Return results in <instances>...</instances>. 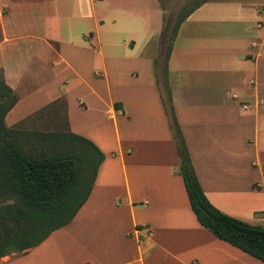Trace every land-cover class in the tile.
<instances>
[{
  "label": "crops",
  "instance_id": "crops-1",
  "mask_svg": "<svg viewBox=\"0 0 264 264\" xmlns=\"http://www.w3.org/2000/svg\"><path fill=\"white\" fill-rule=\"evenodd\" d=\"M263 51L264 0H0L4 127L103 156L72 220L0 264H263L196 222L168 113L209 204L264 227Z\"/></svg>",
  "mask_w": 264,
  "mask_h": 264
},
{
  "label": "trees",
  "instance_id": "trees-1",
  "mask_svg": "<svg viewBox=\"0 0 264 264\" xmlns=\"http://www.w3.org/2000/svg\"><path fill=\"white\" fill-rule=\"evenodd\" d=\"M177 24L165 25L168 39ZM14 98L0 80V258L21 255L66 226L84 203L103 156L87 140L67 132H30L21 136L3 125ZM170 125L190 211L200 227L217 240L264 264V227L252 226L216 210L195 178L180 131L171 113Z\"/></svg>",
  "mask_w": 264,
  "mask_h": 264
},
{
  "label": "rangeland",
  "instance_id": "rangeland-1",
  "mask_svg": "<svg viewBox=\"0 0 264 264\" xmlns=\"http://www.w3.org/2000/svg\"><path fill=\"white\" fill-rule=\"evenodd\" d=\"M171 22V23H170ZM169 22V25H168V27L170 26V24L172 25L173 24V22H174V20H171ZM167 41H168V39L165 37V39L162 41H160V39H159V36L157 37V38H155L154 40H153V42L156 44V45H158V43L161 45L160 47H161V51L159 52L160 53V57L158 58V56H157V58L159 59V63H158V70L160 69V62H162V60H163V55H164V53H165V51H166V48H167ZM53 130V131H52ZM52 130H44V131H41V132H66L65 131V129L64 128H58V129H52ZM263 139H264V132H263ZM63 246H64V244H62L61 245V247H60V249H62L63 248ZM72 253H75L74 252V250H72L71 252H70V255L72 254ZM14 256V255H13ZM12 255H10V256H6L4 259H2V260H0V262H2V261H5V260H7V259H9V258H12L13 257ZM71 262L73 263L74 262V256H72V259H71Z\"/></svg>",
  "mask_w": 264,
  "mask_h": 264
},
{
  "label": "built area",
  "instance_id": "built-area-1",
  "mask_svg": "<svg viewBox=\"0 0 264 264\" xmlns=\"http://www.w3.org/2000/svg\"><path fill=\"white\" fill-rule=\"evenodd\" d=\"M262 54L264 56V51L262 52ZM244 109H246V106H241V110H244ZM263 218H264V216H263Z\"/></svg>",
  "mask_w": 264,
  "mask_h": 264
}]
</instances>
